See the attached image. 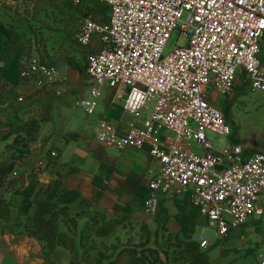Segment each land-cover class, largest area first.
<instances>
[{"label":"built area","instance_id":"1","mask_svg":"<svg viewBox=\"0 0 264 264\" xmlns=\"http://www.w3.org/2000/svg\"><path fill=\"white\" fill-rule=\"evenodd\" d=\"M91 1L74 3L85 7ZM95 1L110 8L109 20L99 21L93 9L80 21L75 37L93 50L87 56L89 85L77 106L94 115L108 88L111 102L123 100L136 120L147 113L123 134L104 118L96 134L109 148H150L157 170L145 213H157L162 196H188L220 238L262 215L264 153L249 154L240 143L216 145L209 134L232 133L224 111L211 101L213 93L232 97L239 80L264 91V0ZM176 29L187 42L165 54ZM20 76L43 87L62 82L59 70L41 58L27 63ZM57 156L43 155L35 168ZM199 241L202 248L211 243L204 235Z\"/></svg>","mask_w":264,"mask_h":264},{"label":"rangeland","instance_id":"2","mask_svg":"<svg viewBox=\"0 0 264 264\" xmlns=\"http://www.w3.org/2000/svg\"><path fill=\"white\" fill-rule=\"evenodd\" d=\"M32 3L29 4L32 7L24 9V12L14 9L12 5H2L4 10L13 11V21L7 24L20 35L21 60L41 54L46 57L45 62L57 69L55 63L64 58L87 61L91 50L78 44L74 37L82 16L96 9L94 13L99 21L107 22L110 8L95 0L85 7L75 5L74 0H33ZM186 42V38L176 29L165 54ZM54 58L56 62L51 60ZM261 59L264 62L263 53ZM85 65L88 68L87 62ZM85 78L87 81L89 74H85ZM235 89L232 97L213 93L211 100L224 111L231 135L226 137L210 133L209 137L219 146L240 143L247 147L249 154L264 153V91H253L241 80ZM107 91L109 89L105 88L99 105ZM152 106L153 102L149 104V107ZM18 179L19 176L12 173L8 178L11 180L10 187L7 188V182L3 191L21 192ZM47 200L57 208L64 207L52 195L44 199ZM77 203L78 210L72 212L68 206V210L60 215L62 221L58 222L57 232L65 235L64 244L39 241L47 264H130L134 257L141 254L151 262L147 264H236L242 253L240 258L244 261L255 263L260 260L261 263L249 244L256 247L264 245V213L238 230L239 242L236 243L234 232L223 238L218 237L216 228L208 225L188 196H162L159 211L153 215L146 214L143 207H138L127 209L120 217H110L96 212L88 204ZM36 213V207H33L29 217H34ZM34 222L33 218V222L29 223L33 225ZM8 228L7 222L0 220V230ZM17 229L12 226L10 231ZM202 235L211 241L208 248L200 245ZM199 254H205L209 263L197 258Z\"/></svg>","mask_w":264,"mask_h":264},{"label":"crops","instance_id":"3","mask_svg":"<svg viewBox=\"0 0 264 264\" xmlns=\"http://www.w3.org/2000/svg\"><path fill=\"white\" fill-rule=\"evenodd\" d=\"M32 1L0 0V21L5 24L13 21V11L4 10V3L24 12V9L32 7L29 5ZM98 39L99 36H96V41ZM5 40L0 34V83L6 84L12 92L3 98L4 102L0 100V165L9 164L12 159L15 161L12 173L17 172L22 189L36 179L64 192H78L79 198L68 204L72 212L78 210L77 201L80 203L81 200L110 217L124 215L128 207H143L150 192L149 181L157 170L150 148H109L96 140V134L100 120L104 118L115 124L123 134L133 122L142 124L147 113L136 120L125 110L123 100L111 102L113 92L109 90L96 113L88 115L77 106V100L89 85V79L86 81L85 78L88 74L87 61L73 57L57 61L55 65L62 82L43 87L39 82L24 81L17 64L5 59ZM75 40L78 43L76 37ZM86 49L93 50L90 47ZM33 58H41V54ZM51 60L56 62V58ZM60 83H63L64 89L58 95L56 92ZM20 96H25L26 100L19 102ZM50 151H56L58 156L51 159L46 167L36 169L39 159ZM0 193L11 202L6 221L9 228L0 230V264H47L37 238L29 236L22 226L10 231L16 223L25 224L29 220L21 208L23 194L3 189ZM0 220L5 221L2 217ZM238 230L233 231L236 243L239 242ZM253 246L255 244H249L262 262L260 256L264 254V245ZM242 255L236 264H261L260 260L245 262L240 258Z\"/></svg>","mask_w":264,"mask_h":264},{"label":"trees","instance_id":"4","mask_svg":"<svg viewBox=\"0 0 264 264\" xmlns=\"http://www.w3.org/2000/svg\"><path fill=\"white\" fill-rule=\"evenodd\" d=\"M0 34L4 36V39H6L5 59L7 61L8 60L14 61L21 70L22 68L25 67L27 63H29L33 59V55L29 57L28 60L25 61L21 60V56H22L21 49L18 44V41L20 40L19 39L20 35L17 32H15L10 27V25L5 24L2 21H0ZM41 60L45 61L43 56H41ZM11 92L12 89L10 88L7 89L6 84L0 83V100H3L2 102H4L5 97H7ZM14 167H15V161L13 159L9 164L0 165V191L4 188V185H6L7 182H8L7 188L10 187L9 184H11V180H8V178L12 174ZM8 189L6 190L9 191ZM20 193H22L24 196V200L21 205L24 214H26L29 217L30 211L33 209V207H36L37 213L34 217H29V220L25 224L16 223L14 227L18 228L19 226H22L23 228L22 230L24 232H26L29 236H33L37 238L40 242L47 241L49 243L58 242L64 244L63 238L65 235H61L60 233L57 232L58 222L62 221L60 219V215L62 214L63 211L68 210V204L71 201H74L77 198H79L78 192L76 191L64 192L61 191L59 188L52 186L51 184L49 185L41 184L36 179H33L31 181V184L25 189H22ZM51 195L53 196V198H56L57 202L59 204H62V206L64 207L57 208L52 204H50L48 200L44 201L46 197L47 199L51 198ZM80 203H85L90 206V204L84 200H81ZM25 204L27 205L26 207ZM10 205L11 202L0 195V217H2L5 221H8L9 218ZM128 209H130V207H128ZM95 211L105 213L102 210H98V209ZM48 214L49 216H47ZM33 218L35 222L33 223V225H31L29 222H33ZM63 218L65 221L66 218L65 217ZM197 258L205 259L209 263V259H207L205 254H199V257ZM148 262L150 261L147 260V257L141 254L138 257H134L132 259V262H130V264H147Z\"/></svg>","mask_w":264,"mask_h":264}]
</instances>
